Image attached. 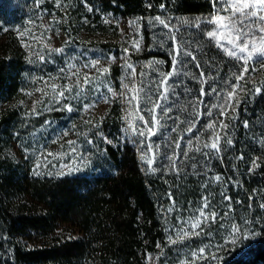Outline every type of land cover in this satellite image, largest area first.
I'll return each instance as SVG.
<instances>
[{
	"label": "trees",
	"instance_id": "obj_1",
	"mask_svg": "<svg viewBox=\"0 0 264 264\" xmlns=\"http://www.w3.org/2000/svg\"><path fill=\"white\" fill-rule=\"evenodd\" d=\"M36 1L0 0V36L26 27L30 20L33 22L37 18ZM84 1L102 12L140 20L147 46L140 59L144 64L163 61L155 65L156 72L145 67L139 69L138 73H148L147 80L158 78V71L168 72L172 67L169 53L173 42L169 30L158 23H149L156 16L178 29L177 43L192 51L197 59L190 61L182 56L178 71L169 81L176 85L175 95H170L164 105L171 106V119L165 118L163 127L152 137L154 143L160 144L155 173L149 172L140 160L133 140L122 136V117L116 104L92 125L95 129L91 130L101 133L108 142L101 145L104 163L90 178L18 175L10 162L0 160V235L6 237L3 244L10 247L0 264H87L90 259L101 264H145L149 251L159 252L158 264H171L182 246L167 239L164 211L173 205L169 193L174 206L185 212L194 210L204 196H208L212 209L219 214L228 206L235 210L248 208L249 221L261 235L247 242L246 247L244 244L238 248L223 264H264V208L261 207L264 204V69L252 71L249 64V72L239 82L244 90L237 93L238 108L229 111L225 119L229 127L221 133V152L206 157L202 153L207 149L195 150V137L198 135L200 141L208 139L210 133L204 125L214 118L219 121L220 117L215 109L211 117L206 113L220 98L214 93L200 97L201 84L194 77L203 70L211 77L204 85L205 91L215 87L218 93H223L242 71L239 61L225 56L201 32L200 28L207 29L208 24L195 27L197 20H206L214 13L212 0ZM85 15L86 19L76 20L78 26L99 24L98 18ZM7 37L0 55V102H13L17 98L28 73L22 53L10 43L15 39L12 34ZM255 88L261 91L255 93ZM197 97L204 101L198 109L204 113L202 118L196 116L192 107L193 103H199ZM194 119L198 121L196 128L186 133L187 122ZM24 121L17 109L0 110V153L4 139L20 123L26 135L43 124L41 119ZM173 128L176 131H171ZM227 138L233 140L232 145L225 142ZM177 140L181 145L176 150L180 156L176 163L178 174L165 158L173 154ZM189 142L192 149L187 148ZM184 152L188 154L186 158ZM253 162L259 167L253 168ZM215 175H220L221 180L209 181ZM222 192L231 200L226 201ZM63 222L76 227L78 233L68 237L54 235L58 224ZM32 234L44 240L33 244L20 242L21 238L31 240Z\"/></svg>",
	"mask_w": 264,
	"mask_h": 264
},
{
	"label": "rangeland",
	"instance_id": "obj_2",
	"mask_svg": "<svg viewBox=\"0 0 264 264\" xmlns=\"http://www.w3.org/2000/svg\"><path fill=\"white\" fill-rule=\"evenodd\" d=\"M35 5L38 11L36 12L37 18L33 22L30 20L26 27L13 29L11 33L8 32L0 36V55L4 51L7 36L12 34L15 40L10 43L18 47L28 64L23 90L13 102L1 101L0 110L17 109L23 116L24 123L32 119H41L43 124L26 135L23 134V124L20 123L11 136L4 139L0 160L10 162L18 175L50 178L83 175L90 178L100 170V164L104 163L101 145L102 142H108L101 133L91 130L95 129L92 125L97 119L106 116L114 104L121 112L122 136L128 140H134L137 137H133L130 131L128 133L124 131L126 128L123 120L125 104L120 99L113 98L106 103L103 95L110 96V94H107L103 87L98 89V82L94 81L92 84L84 85L81 80V84L77 88L75 77L69 79V76L76 70L79 71L81 78L85 75H96L95 69L86 68L84 65L93 58H101L100 67L108 66L110 68V73L102 79L109 81L115 90L120 91V81L125 76V69L122 67L125 63L123 49L129 47L134 38L141 40V50L137 52L135 49H130L128 60L136 67L137 73L145 65V62L140 59L141 55L147 51L141 32V23L135 18L102 12L98 7L86 3L84 0H59V6H57V0H37ZM222 9V3L214 5V13L222 11ZM85 14L92 15L95 19L98 18L99 24L78 26L76 20L86 19ZM105 20L109 22L105 23ZM133 21H136L137 24L135 27H130L129 24ZM257 23L259 22L257 21ZM41 33H44L43 40L38 39ZM45 43L51 49L63 48L64 51L63 53L50 52L44 47ZM40 55L45 57L44 62L40 61ZM110 56L116 57L115 62L106 59ZM69 63L73 64L75 68L68 69ZM249 64L254 68L264 69V66L259 63L253 64L249 61ZM114 67L117 70L113 69ZM61 69L64 71L62 72ZM41 77L57 85H72L73 92L66 94L67 99L56 103L51 90L45 88ZM38 89L48 91L49 95L43 96ZM80 89H83L81 95L73 99L75 92ZM28 93H32V95H28ZM38 100L41 103L35 104ZM65 103H70L73 111L69 112L63 109L62 105ZM85 105L89 107L85 109ZM34 106L38 114L33 113ZM55 112L63 115L53 116L52 114ZM70 141L75 142L73 147L76 151L74 153L70 149ZM135 147L139 154L138 145L135 144ZM48 153H53L55 158L48 156ZM262 162L264 163V159ZM37 163L40 164L39 168H36ZM69 164L73 169L78 170L69 172L68 168L62 167V165ZM34 172H39L40 175H35ZM202 203L203 200L200 199L192 211L178 210L173 205L170 206L173 208L172 212H168L167 209L164 211L167 239L169 235L176 236L177 231L181 229V221H186L195 215ZM212 210L210 203L209 211ZM182 211L183 213H181ZM217 214L215 222L208 221L202 225L203 231L200 235L185 237L175 243H171L168 239L169 243L182 246L178 256L171 264H182V262L183 264H223V260L229 258L238 248L258 237L242 240L235 245L228 242L233 223L241 229H251L259 233L257 226L249 221L248 208L235 210L234 207L228 206L221 214ZM184 227L187 228V225ZM77 233V228L66 222L59 223L54 231V235L63 237L75 236ZM5 239L6 237L0 235V259L10 252V247L3 244ZM20 240L22 243L33 244L44 239L32 234L31 240H23V238ZM201 247H205L204 255L193 258L191 253ZM149 257L152 259L149 260ZM158 261L159 252L149 251L146 253L145 264H158ZM87 264L101 263L97 259H90Z\"/></svg>",
	"mask_w": 264,
	"mask_h": 264
},
{
	"label": "snow or ice",
	"instance_id": "obj_3",
	"mask_svg": "<svg viewBox=\"0 0 264 264\" xmlns=\"http://www.w3.org/2000/svg\"><path fill=\"white\" fill-rule=\"evenodd\" d=\"M213 5L216 3H222L223 9L222 11H217L216 13L210 15L206 20H197L195 22V27L200 28L202 23H206L210 25V28L203 29L200 28L201 32L204 36L214 43V46L220 50L225 56L235 59L241 63V73L235 76V82L229 84L228 90L223 93H218L215 87L208 89L205 91L204 85L206 84L208 79L211 77L207 76L203 70L199 72L198 77H194V79H198L201 84L200 89V97L216 94L220 98V102L216 104H212L210 109L207 111L206 115L213 116L212 109H215L218 112L220 117L219 121L215 118L204 125V129H206L210 135L206 141H200L199 136L195 137L197 141L196 151L200 152L202 149H207L208 151L203 152L204 156H208L209 153L218 154L221 152L220 141L222 139V131L226 130L229 125L225 123V119L228 117L229 111L235 112L240 103L238 99V91H243L244 89L240 85V81L244 80L245 75L249 72V61L253 64L259 63L264 66V0H212ZM57 6H59V0H57ZM163 8L164 5H161ZM91 11V8L89 9ZM227 13V14H223ZM257 21L259 23H257ZM108 20H105V23H108ZM149 23H158L164 29L169 30V38L172 40L171 51L169 55L171 56V69L168 72L158 71L157 77L153 80H147L148 73L141 71L137 73L136 67L128 60V56L130 55V49H135V51L139 52L141 50V40L140 39H132L129 47L123 49L125 56V63L122 67L125 69V76L120 81V91L115 90L111 83L107 80L102 79L107 74L110 73V68L108 66L100 67L101 58H93L89 63L85 64L84 67L95 69L96 75L90 76L85 75L83 78L80 77L79 71L76 70L73 72L69 79L75 77L76 87L79 88L81 84V80L84 85L92 84L94 81L98 82L99 87H103L106 89V93L110 94L103 95L104 101L107 103L110 99H120V101L125 104L124 109V117L123 120L126 124V128L124 129L125 133L131 132L133 137H137L139 139H134L133 143L137 144L140 149V160L147 165V169L151 173H155L157 171L155 165L156 157L158 155L160 144L158 142L154 143L152 137L156 136L158 131L163 127L162 121L165 118L171 119L170 113L172 111L171 106H164L165 102L169 100L170 95H175V82L169 83L173 74H175L177 69V64L180 62V58L182 56H186L190 61H195L197 57L193 54L192 51H189L187 48H181L179 43H177V38L175 32L178 29H174L172 25L166 21V19L161 18L160 16H156L154 20H150ZM184 23H188L184 21ZM137 24L136 21L130 22V27H135ZM47 31V29H45ZM40 40L44 39V33L40 34L38 38ZM44 47L47 48L50 52L55 53H63V48H55L51 49L47 45L44 44ZM41 62L45 61V57L43 55L39 56ZM111 62H115L116 57L110 56L106 58ZM157 63H163V61H149L143 67L150 68L152 71L156 72L157 69L155 65ZM68 69H74L75 66L71 63L67 65ZM196 67L199 69V63L196 64ZM63 72L64 69H61ZM252 71H255V68H252ZM44 83L45 88L51 90L53 100L56 103H60L62 99H67V93L73 92L72 85H57L56 83H50L49 80L40 78ZM54 79V78H50ZM171 90V91H170ZM41 91L43 96L49 95L48 91ZM80 91L75 92V95L72 97L73 99L79 97L81 95ZM261 91L260 88H255L254 92L259 93ZM154 93V95H153ZM28 95H32V93H28ZM197 97L199 103H193L192 107L196 114V116L202 118L204 113L200 112L198 109L201 105H203L204 101ZM41 101H36L35 104H40ZM89 106L85 105V109ZM63 109L71 112L73 111V107L70 103H65L62 105ZM60 110V109H58ZM33 113H36V108L34 106ZM198 121L191 120L187 122V126L184 129L186 133H192L196 128ZM244 127H247V122H245ZM171 131H176L175 128L171 129ZM66 135V133H64ZM226 136L227 133L225 132ZM182 139V137L180 138ZM228 145L233 144V140L231 138H227L225 141ZM91 143V141H89ZM175 148L173 150V154L171 156L166 155L165 158L171 162V166L176 170L177 174L179 169L176 167L177 160L180 159V156L176 154V150L180 149L181 145L179 140L174 141ZM75 142L70 141L69 146L71 151L74 153L76 151L73 145ZM171 147V145H169ZM193 144L191 142L188 143L187 148L192 149ZM187 152L183 153V156L187 157ZM48 156H52L55 158L53 153H48ZM239 158H243L242 156ZM40 164H36V168H39ZM62 167L68 168V171H74L78 169H73L71 164L62 165ZM195 167V165H193ZM252 167H259L258 164L253 162ZM35 175H40L39 172H34ZM63 174V173H61ZM209 181L219 182L221 180L220 175H215L208 178ZM207 187V184L204 185ZM221 195L224 197L226 201H230L231 197L224 195L222 192ZM169 199L172 201L173 206L175 205V201L172 198L171 193H169ZM203 203L196 210L195 215H193L190 219L186 221H181V229L177 231L176 236L173 237L169 235L168 239L171 243H175L177 240L183 239L189 236H198L201 231H203L202 225L208 221L215 222L217 219V212L210 209V202L208 196H204L201 198ZM261 207L264 208V204H261ZM229 210H231L229 208ZM168 212H172L173 208H168ZM227 215V213H225ZM187 225V228L184 226ZM258 235L255 230H244L241 229L237 224L233 223L231 226V231L228 237V242L231 244H238L242 240L254 239ZM207 247V246H205ZM205 247H201L196 251L191 253L193 258L198 256H203L205 253ZM152 258L149 257V260ZM183 264V262H182Z\"/></svg>",
	"mask_w": 264,
	"mask_h": 264
}]
</instances>
